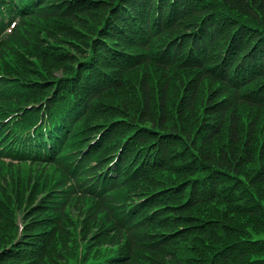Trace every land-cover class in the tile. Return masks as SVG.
I'll list each match as a JSON object with an SVG mask.
<instances>
[{
	"label": "trees",
	"instance_id": "16d2710c",
	"mask_svg": "<svg viewBox=\"0 0 264 264\" xmlns=\"http://www.w3.org/2000/svg\"><path fill=\"white\" fill-rule=\"evenodd\" d=\"M157 1L91 0L90 3L95 4L93 8L97 6L100 11L88 13L85 20L76 16L74 24L66 23L64 27L59 21L46 24L36 21L33 14L24 15L25 20L20 21L11 38H21L19 44L28 45L29 38H45L52 30L58 32L56 44L67 43L75 48L79 46L77 43L81 44L80 38H87L86 34L92 33L86 30V24L92 25L103 17L111 20L110 8L118 18L147 17L154 8H159ZM218 1L240 14H234L235 17L221 27L214 26L213 18L202 21L201 25L196 22L190 27L185 22L178 25L173 31L185 29L190 32L181 33L184 44L179 51L174 50L178 52L174 61L140 58L135 60L139 66L128 73L129 77L138 73L137 80L126 85L124 81L111 83L115 92L124 96L123 101H115L121 114L106 115L95 122L97 127H102V123L120 120L105 144L102 140L97 147L98 151L113 148L108 152L110 155L120 148L115 167L116 183L123 188L121 193L125 191L121 194L123 199L130 197L126 205L111 207L105 213L114 224V235L106 236V225L99 218H89L82 229L89 244L76 237L75 228L82 223L75 212H84L78 203L70 201L72 194H68L60 210L44 208L34 218L27 216L32 219L27 221L28 234L37 228L32 237L45 236L50 240L44 252L33 256L37 253L28 249L23 252L31 256L20 258L18 254L4 251L8 250L10 242L4 244L1 241L0 249L4 252L1 254L0 250V264H46L47 258L48 261L54 259L55 264H205L204 258L194 262L197 255L186 251L188 241L193 239L194 227L199 240L207 245L214 237L225 233L229 247L235 233H251L256 226L259 230L264 229V222L254 221L255 215L261 217L264 210L259 204L253 205V198L249 197L251 189L259 196L263 192L258 189L264 186V130L258 132L254 120H244L238 109L240 105L253 108L260 104L264 107V99L257 104L261 90V96H264V0ZM22 2L34 5L31 0ZM61 5L59 3L57 8ZM3 7L9 14L19 12L13 7L12 0H0V14ZM41 18L46 17L36 19ZM109 27L120 30L113 22H109ZM68 60L69 67L64 66L65 71L67 69L69 76H78L79 73L70 69L76 59ZM147 67L159 69L161 78L153 80L147 74ZM176 70H183L177 78L173 73ZM170 83L175 85L174 92H170L174 88ZM2 85L0 83V88ZM104 94L100 95L99 102ZM95 111V116L102 112L98 108ZM256 146L259 147L255 156ZM212 149L218 153H211ZM157 151H162L164 157L157 172L139 173L146 166L145 162L133 161L128 166L133 159L128 160L129 154L143 156L144 152ZM96 155L99 161H105L98 153ZM250 161L255 168L246 174L241 167ZM102 176L111 177L107 170L102 171ZM6 190L3 189L0 200ZM84 197L91 200L88 195ZM143 197L145 200L140 202ZM99 204L103 206V201ZM88 215L97 216L92 210ZM242 216L247 217L250 226L240 225ZM120 219L128 221L129 226ZM26 239L21 237L17 247H23ZM216 241L220 244V240ZM241 241L244 243L246 237ZM111 242L116 244L115 247L106 251L104 243ZM97 246L101 252L95 249ZM235 251L237 248H233L236 259L233 264H264V245L256 251L259 252L257 261L244 259L247 253L254 251L253 247ZM212 257L209 263H229L222 251L215 252Z\"/></svg>",
	"mask_w": 264,
	"mask_h": 264
},
{
	"label": "rangeland",
	"instance_id": "374dc122",
	"mask_svg": "<svg viewBox=\"0 0 264 264\" xmlns=\"http://www.w3.org/2000/svg\"><path fill=\"white\" fill-rule=\"evenodd\" d=\"M88 23V22H87ZM91 26L90 25H87L86 24V30H90L91 28L89 27ZM72 46V45H71ZM74 48V47H73ZM75 50L78 49V47H75L74 48ZM146 71L148 72L147 74L150 75L152 77L153 80H155L156 78L160 79L161 76H162V72L155 68V67H147L146 68ZM175 77L177 78L179 76V73H183V70H176L173 72ZM137 76H139L138 73L134 74V76H132L133 80H137ZM174 88L170 91V92H174L175 91V85L171 84ZM168 89H171L170 87H168ZM123 96H116V97H113L112 99L111 98H107L110 102L113 100L114 102L116 101V99L120 100L122 99ZM106 99V100H107ZM238 109L240 110V114L241 116L243 117L244 120L248 121V120H254V123L256 124L257 126V130L258 132H261L262 129L264 130V108H261V107H253V108H250V107H247L245 105H240V107H238ZM192 127L194 125H191ZM264 133V132H263ZM219 144H220V141L216 143V146L219 147ZM256 152L254 153V155H258V147L259 146H256ZM213 151V149H212ZM216 151H218V148H216ZM211 153H218V152H211ZM254 161L256 162V159L254 158ZM258 161H260V158H258ZM246 163V165H245ZM241 169L244 173L246 174H250L253 170H254V163L252 161L250 162H245ZM249 165H248V164ZM258 191H263L262 194L260 195L262 198H264V186H263V189H258ZM255 202V200L252 199V202ZM262 211L264 210V207L261 206L260 208ZM247 217L246 216H242L239 223L242 227H245V226H250V223H248V221L246 220ZM25 217L24 216H21L19 218V223L22 224L23 222H25ZM28 221H32V219H29ZM12 224H10L9 222L7 221H0V242L2 241L4 244H6L7 242H12L14 237H15V232H14V229L13 227L11 226ZM244 225V226H243ZM238 226V225H237ZM195 228V227H194ZM193 228V231H192V236H193V239H190L188 241V247L187 248V252L191 253V255H197V258H202V257H210L212 254H214V249H217L218 247L221 246V244L219 245H216V246H213L214 244L210 243L209 245L203 243L201 240H199L198 236H197V232H196V229ZM251 229H252V226H251ZM262 229V228H261ZM14 232V233H13ZM253 235L255 236H259V235H263L264 236V229L262 230H259V227H255V229H253ZM225 233L223 234H220L219 236L221 238H224L225 239V236H224ZM225 241H228L225 240ZM64 243V242H63ZM59 247L61 248V244H60V240H59V243H58ZM230 248V247H229ZM1 250V249H0ZM205 250V251H203ZM204 253V254H203ZM196 259V258H195ZM238 260V259H237ZM46 264H55L54 262V259H50L48 261V258H47V261L45 262ZM58 264V262H56ZM146 264V262H145Z\"/></svg>",
	"mask_w": 264,
	"mask_h": 264
}]
</instances>
